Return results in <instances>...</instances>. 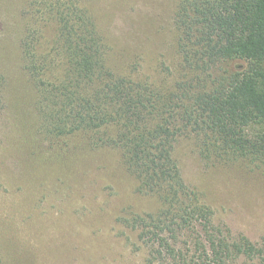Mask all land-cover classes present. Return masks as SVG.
<instances>
[{
  "label": "trees",
  "instance_id": "16d2710c",
  "mask_svg": "<svg viewBox=\"0 0 264 264\" xmlns=\"http://www.w3.org/2000/svg\"><path fill=\"white\" fill-rule=\"evenodd\" d=\"M25 13L24 65L49 151L74 150L83 140L92 152L117 149L138 192L160 201L155 212L119 219L128 241L138 232L145 264H263L264 244L233 239L216 224L176 151L190 139L211 159L264 161V0H177L174 23L187 73L171 84L116 74L82 0H28ZM225 63L235 65L220 72ZM4 86L0 69V111Z\"/></svg>",
  "mask_w": 264,
  "mask_h": 264
},
{
  "label": "rangeland",
  "instance_id": "374dc122",
  "mask_svg": "<svg viewBox=\"0 0 264 264\" xmlns=\"http://www.w3.org/2000/svg\"><path fill=\"white\" fill-rule=\"evenodd\" d=\"M103 35L116 74L171 84L187 71L174 23L177 0H82ZM28 0H0V264H145L138 232L120 222L155 212L156 196L138 181L117 149L49 151L40 130L38 92L24 65L21 41ZM47 35L53 34L49 26ZM235 64H222L219 71ZM176 156L187 183L215 211L232 238L264 244V161L211 159L190 139ZM187 238V235L181 239ZM136 243V246L133 245ZM238 264H262L240 259ZM264 264V263H263Z\"/></svg>",
  "mask_w": 264,
  "mask_h": 264
}]
</instances>
